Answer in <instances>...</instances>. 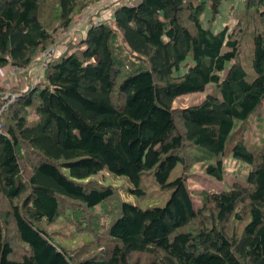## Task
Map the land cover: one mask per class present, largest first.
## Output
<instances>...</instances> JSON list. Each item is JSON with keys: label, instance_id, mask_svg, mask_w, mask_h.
<instances>
[{"label": "trees", "instance_id": "1", "mask_svg": "<svg viewBox=\"0 0 264 264\" xmlns=\"http://www.w3.org/2000/svg\"><path fill=\"white\" fill-rule=\"evenodd\" d=\"M90 1L0 0V68L25 71ZM221 2L117 4L89 23L77 51L47 63L42 81L13 90L0 131V264H141L142 255V264H264V142L232 139L264 99V24L249 34V73L236 33L209 26ZM240 4L264 20V0ZM210 83L216 91L200 102L172 106ZM186 146L197 153L190 160ZM227 154L249 167L244 181L201 191L200 207L185 173L169 179L178 164L201 162L221 180ZM104 169L137 193L152 171L169 197L148 208L115 199V187L91 178ZM108 201L115 213L104 232L76 251L48 229L70 215L84 230L87 210Z\"/></svg>", "mask_w": 264, "mask_h": 264}, {"label": "rangeland", "instance_id": "2", "mask_svg": "<svg viewBox=\"0 0 264 264\" xmlns=\"http://www.w3.org/2000/svg\"><path fill=\"white\" fill-rule=\"evenodd\" d=\"M240 2L241 0H222L219 7V13L215 16L213 22L209 26H211V28L214 30H218L226 25L229 32L232 31L236 33L235 36L238 42V57L242 62L244 61L247 71L252 73L249 59V55L251 56V40L249 34L251 33V28L263 26L264 20L260 19V17L248 19V17L243 14V11L239 9V6L241 5ZM107 4H112V0H98L97 2L91 0L90 3L85 8H83V10L76 17L72 18L66 28L58 26L54 36L55 44L57 45L54 58L60 53L66 51H77L78 48H80L79 41L84 35H80L79 33L84 30L87 25L89 26L91 21L93 22L96 15L100 14V17H104L105 14H107L108 11L106 10L111 9L110 6H107ZM101 6H104L103 8L106 10L101 11L103 9L100 8ZM207 12L208 11L205 10L203 13V21H205L207 17ZM80 20H84L82 25L79 23ZM247 23L250 25L249 28H246ZM34 63H37V66L34 65ZM43 69L40 68L38 61L35 60L25 69L24 73L21 72L23 75H25L28 70H32L29 72V74L32 75L33 80L27 84L26 88L24 87L26 84H23L21 80H19L20 72H18L16 75V79H8L6 78V75L0 76V79L2 80L4 78L6 83H3V85L0 86L10 90L25 91L34 86L36 83L42 81ZM214 91H216L215 86L214 84L210 83L206 85L202 91H196L193 93L177 96L173 100L172 106L174 108H180L196 104L200 102L208 93H212ZM30 119H33V117L30 116ZM233 132V141L243 139L247 144L254 147H259L263 144L264 99L262 100L258 109L245 121V123H236L235 131ZM185 150L187 160H190L189 154L196 153L188 148V146H186ZM222 161L225 172L221 180L206 174L201 162L193 163L190 168H181V166L178 164L170 173L169 179H172L177 175H184L185 173V183L188 190L190 191V195L193 200V206L195 208L200 207L201 191L206 190L209 192H217L223 189H228L234 181L243 182L245 179L244 176L249 168L247 165L233 159L230 154L225 155L222 158ZM91 178L97 180L102 185H110L113 186V188L115 187V199L120 198L121 200L136 204L140 208L163 206L170 194V190L160 188L157 185L152 171L149 173H143L140 178L139 187L142 189V193H137L134 190V186L130 184L124 176L112 174L105 169L100 171L98 174H94ZM112 210H114V201H108L92 210H87V213H85V219L81 216V219L86 220L88 224L84 230L76 228L74 225L76 220L70 215H68V217H64V215L63 217L61 216L59 218L60 220H57V224L51 225L50 227L47 226V228L49 227L48 229L50 231L56 229L59 234L61 232V234H63L64 231L70 238H66V243L73 245L72 249L73 251H76V249L80 248L81 244L87 239L94 240L96 239V236L101 235L104 232L105 227L111 218V214L113 216L115 213V210L113 213ZM228 223L230 229H236V225L240 227V223L238 222L232 224V222L229 221ZM72 230H75L76 232L74 235L70 234ZM94 232H96V234ZM63 241V244H65V239ZM18 251L16 253H19ZM141 259L142 260L140 261L142 264L147 258L146 256L142 255Z\"/></svg>", "mask_w": 264, "mask_h": 264}, {"label": "built area", "instance_id": "3", "mask_svg": "<svg viewBox=\"0 0 264 264\" xmlns=\"http://www.w3.org/2000/svg\"><path fill=\"white\" fill-rule=\"evenodd\" d=\"M135 1L136 0H112V2L116 4H123V3L132 4ZM95 21L98 22L99 19L97 18L95 19ZM56 49H57V45L55 44V41H53L37 54L36 60L38 61L41 69L45 68L47 63L54 58ZM13 70L15 73L21 71L20 68L15 66L13 67ZM18 95H19L18 92L0 86V131L2 130V123H1L2 113L4 112L5 109H7L9 104L17 98Z\"/></svg>", "mask_w": 264, "mask_h": 264}, {"label": "crops", "instance_id": "4", "mask_svg": "<svg viewBox=\"0 0 264 264\" xmlns=\"http://www.w3.org/2000/svg\"><path fill=\"white\" fill-rule=\"evenodd\" d=\"M100 1H102V0H100ZM115 2V1H114ZM114 2H112V4H107V6H110V10H106L105 8H103L104 6H101L100 8H103L101 11H113V9L115 8V6H116V3H114ZM107 12V15L110 13H108ZM109 16V15H108ZM97 17H98V19L100 18L101 20H102V18H103V16H101L100 17V14L99 15H96L95 16V19H97ZM95 19L93 20V22H95ZM83 22H84V20H80V25H82L83 24ZM92 22V21H91ZM87 28H88V25H87V27H85V29L84 30H82L79 34L80 35H83L82 33H84L85 34V31L87 30ZM34 65H36L37 66V63H34ZM13 67L14 66H11V65H6V66H4V67H1L0 68V76H7L6 78H8V79H12V78H14V79H16V75L18 74V72H14V70H12L13 69ZM32 70H28V72H26L25 73V75H23L22 73H24V71H19L20 73H19V80H21V82L23 83V84H26L24 87L26 88L27 87V84H29L32 80H33V77H32V75H30L29 74V72H31ZM22 72V73H21ZM22 77H21V76ZM5 79L3 78L2 80L0 79V85H3V83L4 84H6L5 83V81H4ZM23 87V88H24Z\"/></svg>", "mask_w": 264, "mask_h": 264}, {"label": "bare ground", "instance_id": "5", "mask_svg": "<svg viewBox=\"0 0 264 264\" xmlns=\"http://www.w3.org/2000/svg\"><path fill=\"white\" fill-rule=\"evenodd\" d=\"M245 123V122H244ZM240 125V124H239ZM242 125V124H241ZM240 128V127H239ZM238 129V128H237ZM238 131V130H237ZM237 138V137H236ZM240 143V142H239ZM227 145V144H226Z\"/></svg>", "mask_w": 264, "mask_h": 264}, {"label": "clouds", "instance_id": "6", "mask_svg": "<svg viewBox=\"0 0 264 264\" xmlns=\"http://www.w3.org/2000/svg\"><path fill=\"white\" fill-rule=\"evenodd\" d=\"M99 21H101L100 19H99ZM96 22V21H95Z\"/></svg>", "mask_w": 264, "mask_h": 264}]
</instances>
